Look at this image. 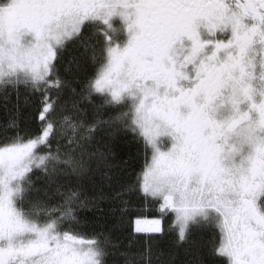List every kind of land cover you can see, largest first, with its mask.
<instances>
[{"label": "snow or ice", "instance_id": "6c2138e0", "mask_svg": "<svg viewBox=\"0 0 264 264\" xmlns=\"http://www.w3.org/2000/svg\"><path fill=\"white\" fill-rule=\"evenodd\" d=\"M70 42L96 65L79 91L59 75ZM21 88L39 124L22 130L18 104L0 123V264H107L110 235L79 219L103 192L69 187L43 215L19 207L36 169L70 182L109 167L101 132L142 144V171L113 197L146 238L137 260L195 226L218 264H264V0H0V99ZM64 88L77 98L60 103Z\"/></svg>", "mask_w": 264, "mask_h": 264}, {"label": "trees", "instance_id": "16d2710c", "mask_svg": "<svg viewBox=\"0 0 264 264\" xmlns=\"http://www.w3.org/2000/svg\"><path fill=\"white\" fill-rule=\"evenodd\" d=\"M92 43H95L92 41ZM91 49H87L81 44L67 46L61 53L58 64L59 75L70 82L79 91L84 83L89 80L96 71V65L90 59ZM73 97L68 88H64L60 103H64ZM94 103L99 104V97H94ZM0 123H3L9 112H15L18 104L21 112V129L35 132L38 128L37 119L38 104L36 97L28 96L23 88L20 89L19 100L13 93L5 101L0 99ZM81 107L87 109V119H93L92 105L84 103ZM111 113V109L103 111L104 118ZM71 115V108L66 113ZM97 140L100 141L102 150H109V167L96 169L87 179L75 180L64 176L49 177L42 171L36 169L30 173L32 183L29 191L24 194V199L20 201V208L25 211L35 210L38 214L53 212L61 203V192L71 187L82 192L89 199L98 196L100 192L105 194L104 199H98L94 204H89L79 210V219L82 228L87 233L103 232L109 234L111 240L116 245L109 248V255L106 258L107 264H125V260L130 256L135 264H145L144 261L137 260L136 254L144 251L145 236L134 233V226L129 217H121L118 210L120 201L114 199L116 192L121 191L137 173L141 172L144 165V154L142 144L133 139L131 133H118L110 135L101 132ZM131 199L134 206L139 205L135 195L126 197ZM149 216L156 213H149ZM170 219V218H169ZM168 220L164 222L167 227ZM211 233L207 229L193 226L187 243H176V236L173 233L162 237L157 236L151 241V264H218L217 259L211 254L207 241ZM128 254V256L122 255Z\"/></svg>", "mask_w": 264, "mask_h": 264}, {"label": "flooded vegetation", "instance_id": "af4514ba", "mask_svg": "<svg viewBox=\"0 0 264 264\" xmlns=\"http://www.w3.org/2000/svg\"><path fill=\"white\" fill-rule=\"evenodd\" d=\"M118 25H119V23H117V26H118ZM86 35H87V34H86ZM119 38H120V39H123V38H124V33H121ZM93 41L96 42V41H95V38L93 39ZM74 44H75V43H71V42H70V43L67 44V46H71V45H74ZM77 44H78V43H77ZM67 46H66V47H67Z\"/></svg>", "mask_w": 264, "mask_h": 264}, {"label": "rangeland", "instance_id": "374dc122", "mask_svg": "<svg viewBox=\"0 0 264 264\" xmlns=\"http://www.w3.org/2000/svg\"><path fill=\"white\" fill-rule=\"evenodd\" d=\"M116 23H119L118 21ZM119 26V25H118ZM80 44V43H79ZM82 46V45H81Z\"/></svg>", "mask_w": 264, "mask_h": 264}]
</instances>
